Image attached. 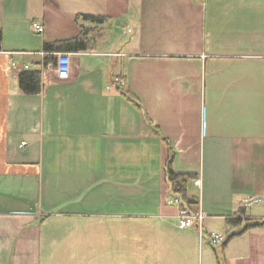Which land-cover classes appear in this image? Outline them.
Listing matches in <instances>:
<instances>
[{
  "label": "crops",
  "instance_id": "0c3cea01",
  "mask_svg": "<svg viewBox=\"0 0 264 264\" xmlns=\"http://www.w3.org/2000/svg\"><path fill=\"white\" fill-rule=\"evenodd\" d=\"M0 48V264H264V0H0ZM169 149L225 246L172 222Z\"/></svg>",
  "mask_w": 264,
  "mask_h": 264
},
{
  "label": "trees",
  "instance_id": "16d2710c",
  "mask_svg": "<svg viewBox=\"0 0 264 264\" xmlns=\"http://www.w3.org/2000/svg\"><path fill=\"white\" fill-rule=\"evenodd\" d=\"M82 20L90 21L92 23H101L103 19L98 17H91V16H82L80 17ZM82 37V36H81ZM76 38L71 41L57 43L54 46L59 48H65L69 51H79L83 50L84 43L83 38ZM1 49V48H0ZM39 74L36 72H22L17 76L18 88L24 95H35L39 91ZM123 85H117V92L123 97L125 101H127L131 106L135 109H140L141 105L138 100L128 91L123 88ZM173 153L169 149L168 157L165 163V180L168 187V192L170 195L175 196L177 206L181 210H185L191 214L197 213L193 211L191 208L193 206H197L199 204L198 199L194 197H187V183L190 181H195L197 176L193 174H179L174 173L171 169ZM183 200V201H182ZM246 220V211L243 209H238L236 215H232L228 217L226 224L229 227H236ZM251 226H245L244 229H248ZM235 234H231L225 237L224 242L221 244L225 246L229 239H231Z\"/></svg>",
  "mask_w": 264,
  "mask_h": 264
},
{
  "label": "built area",
  "instance_id": "2783aa9c",
  "mask_svg": "<svg viewBox=\"0 0 264 264\" xmlns=\"http://www.w3.org/2000/svg\"><path fill=\"white\" fill-rule=\"evenodd\" d=\"M43 31L42 28H36L37 33H41ZM54 73L57 81L59 82H65L70 79L71 76V60L70 56L67 54H58L55 57V66H54ZM114 83H118V80H115ZM119 84V83H118ZM120 85H123L120 83ZM25 143H21V147ZM195 186H199V181H194ZM260 203V199L258 198H246L241 203V209L248 212L253 208L254 206L258 205ZM171 204V203H169ZM173 205L175 207L177 206V202L173 201ZM205 218V215L197 212L195 214H191L185 210H181L178 208L177 210V224L178 227L181 229H189V228H197L198 234L202 236V222ZM248 220H253V218H249ZM203 237V236H202ZM202 239V238H201ZM204 239V237H203ZM225 240V236L223 234L219 233H209L205 237V241L208 243V245L212 248H218Z\"/></svg>",
  "mask_w": 264,
  "mask_h": 264
},
{
  "label": "rangeland",
  "instance_id": "374dc122",
  "mask_svg": "<svg viewBox=\"0 0 264 264\" xmlns=\"http://www.w3.org/2000/svg\"><path fill=\"white\" fill-rule=\"evenodd\" d=\"M194 191H196V192L198 193V195H199V190H198V189H197V190L194 189ZM255 208H256V207H255ZM246 216H247V215H246ZM172 222H173L175 225H177V221H176V220H172ZM177 226H178V225H177ZM212 227H213L214 229H216V228H215V227H216L215 225H212ZM189 229H193V230H196V231H197V228H196V227H194V228H189ZM213 232H216V231H213ZM217 233H218V232H217ZM217 233H216V234H217ZM206 235H207V234H205V233L203 232V229H202V236L205 238ZM202 236H201V235H198V237H199L200 239H201V238L203 239ZM202 239H201V240H202Z\"/></svg>",
  "mask_w": 264,
  "mask_h": 264
},
{
  "label": "bare ground",
  "instance_id": "6f19581e",
  "mask_svg": "<svg viewBox=\"0 0 264 264\" xmlns=\"http://www.w3.org/2000/svg\"><path fill=\"white\" fill-rule=\"evenodd\" d=\"M183 201V200H182Z\"/></svg>",
  "mask_w": 264,
  "mask_h": 264
}]
</instances>
